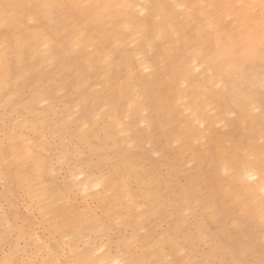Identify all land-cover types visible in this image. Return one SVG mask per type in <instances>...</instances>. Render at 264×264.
Segmentation results:
<instances>
[{"label":"bare ground","instance_id":"bare-ground-1","mask_svg":"<svg viewBox=\"0 0 264 264\" xmlns=\"http://www.w3.org/2000/svg\"><path fill=\"white\" fill-rule=\"evenodd\" d=\"M259 2L0 0V42L7 34L26 44L20 57L0 63L1 196L12 195L15 181L25 212L44 230L26 227L16 214L12 220L0 200V245L15 237L0 261L42 264L51 247L57 259L84 261L103 248L100 258L113 264L133 253L181 264L189 257L258 264L264 203L244 185L219 179L205 162L219 160L229 143L259 151L261 65L258 59L250 65L235 89L227 80L217 87L219 72L198 53L202 45L216 51L218 34L207 31L208 21L224 45L233 34L243 44L228 9L200 5ZM5 4L132 7L103 19L90 9L57 8L54 23L43 9L11 10L6 19ZM234 90L246 91L250 102L237 103ZM69 117L74 136L58 135ZM85 123L87 140L78 143Z\"/></svg>","mask_w":264,"mask_h":264},{"label":"snow or ice","instance_id":"snow-or-ice-1","mask_svg":"<svg viewBox=\"0 0 264 264\" xmlns=\"http://www.w3.org/2000/svg\"><path fill=\"white\" fill-rule=\"evenodd\" d=\"M5 18H9L12 15L11 10L19 9H35L37 13L39 10H48V13L52 15L53 22L55 23L56 9L57 8H72V9H90L96 19L105 18L112 9H124L132 7V5L116 4H84V5H52V4H37V5H20V4H5ZM151 7V6H144ZM200 8H225L229 10V22L235 20L236 27L240 30V41L238 42L235 35L229 37V43L224 45L222 39L219 37V29L212 22L208 21L207 31H216V51H204L206 45H202L199 50V55L206 60L208 66L211 68L215 66L219 72L221 83L217 87L225 86V81H232L233 88L235 84L242 80H247L249 72V66L252 65L257 59L261 65V77L259 87L264 92V0H260L258 4H228V5H200ZM159 19V17H157ZM258 33V34H257ZM207 34V33H205ZM26 44H22L19 37L13 41L7 34L4 35L3 42H0V63L8 64L12 60L22 55L23 49ZM227 57V62L225 58ZM233 99L243 105L246 102H250L249 94L246 91H233ZM254 107V105H253ZM264 111V109H262ZM72 118L69 117V122L58 132V135L63 137L74 136L75 129L71 124ZM201 128L204 125H200ZM89 124L85 123L77 133L80 137L78 143H84L87 140ZM78 146V145H77ZM209 168L216 170L217 176L222 181L228 182L229 180L238 182L245 186L249 196H258L261 203H264V141L259 146V151L256 152L251 149L243 147L233 148L229 143L225 148L221 149L219 160L213 158L211 162H205ZM122 172L117 168L112 176L114 179H119ZM100 185L97 184V189ZM196 194H199V189L195 190ZM79 195V193H76ZM88 195L87 191L83 193ZM12 226L8 225L10 229ZM67 238V237H66ZM187 239V238H186ZM37 242L40 245H44V241L36 237ZM177 247H183L184 250L179 252L181 257L187 256L186 246L177 245ZM19 245L16 249L12 250L13 256L18 254ZM105 249L100 248L95 254V259L91 260H77L74 258L57 259L58 253L51 247H47L49 259H45L42 264H113L112 261L101 259ZM137 249V253H139ZM75 255V253H74ZM0 264H41V261H17L16 259H6L0 261ZM114 264H181V261L168 257L166 260L158 261L156 259L148 260L140 258L136 253L131 255V258L117 259ZM183 264H224L223 261L214 259H192L188 258L183 260ZM231 264H245L243 261L233 260ZM258 264H264V257L258 262Z\"/></svg>","mask_w":264,"mask_h":264},{"label":"rangeland","instance_id":"rangeland-1","mask_svg":"<svg viewBox=\"0 0 264 264\" xmlns=\"http://www.w3.org/2000/svg\"><path fill=\"white\" fill-rule=\"evenodd\" d=\"M6 121H4V123H5ZM5 124H7V122L5 123ZM12 182V181H11ZM2 184V185H1ZM15 185V186H14ZM0 200H1V202H2V205H3V208L6 210V208H7V210H9V214H10V218L12 219V220H15V216L13 215V214H16L18 217H19V220L20 221H24V223H25V226L26 227H28V228H30L31 229V227H32V229L33 228H37V230L41 233V234H43L44 233V230H43V227L41 228V226H39V224L37 225L36 223H39V219H38V221L36 222V218L35 217H33L31 214H29V213H27L28 211H27V209H25L26 208V206H25V201H23L24 203H21V201L22 200H24L23 199V195L21 194V191L19 190V188L17 187V185L15 184V181H13L12 182V188H11V190H12V195H3V196H1L2 195V192H3V181L2 180H0ZM19 194H21V196H18ZM6 197V198H5ZM9 198V199H8ZM17 199V200H16ZM8 200V201H7ZM12 200V201H11ZM11 202H13L15 205H12V206H10L11 205ZM20 203V205H19V203ZM5 205H6V208H5ZM17 207L18 206V211L17 210H15V208L14 207ZM23 206H25V208L23 207ZM12 207H13V209H12ZM21 207H23V208H21ZM6 210V211H7ZM14 210V211H13ZM12 211H13V213H12ZM25 211H27V212H25ZM25 212V213H24ZM33 218H35V219H33ZM37 225V226H36ZM36 226V227H35ZM41 228V229H40ZM14 241H15V237H11V238H9V240H8V242L7 243H3V244H1L0 245V255H2L3 253H5V251L6 250H8V248H10L11 246H13L14 245ZM28 244H29V246H28V249L32 252V250H34V244H33V242L32 241H29L28 242ZM33 244V246H32V248H31V246L30 245H32ZM8 245V246H7ZM4 247V248H3ZM2 249V250H1ZM4 249V250H3ZM3 256H4V254H3ZM1 257V256H0ZM19 259H20V257H18ZM18 258H15L16 260H19ZM2 259V257L0 258V260ZM19 261H22V260H19Z\"/></svg>","mask_w":264,"mask_h":264}]
</instances>
